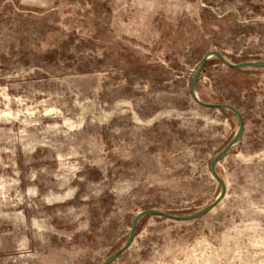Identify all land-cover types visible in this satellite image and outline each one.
Masks as SVG:
<instances>
[{"label": "rangeland", "instance_id": "rangeland-1", "mask_svg": "<svg viewBox=\"0 0 264 264\" xmlns=\"http://www.w3.org/2000/svg\"><path fill=\"white\" fill-rule=\"evenodd\" d=\"M0 264H264V0H0Z\"/></svg>", "mask_w": 264, "mask_h": 264}, {"label": "water", "instance_id": "water-1", "mask_svg": "<svg viewBox=\"0 0 264 264\" xmlns=\"http://www.w3.org/2000/svg\"><path fill=\"white\" fill-rule=\"evenodd\" d=\"M206 61H207V58L204 59L202 65H201V67H200V72L203 70ZM228 66L231 67V68L239 69V67L230 66V65H228ZM198 75H199V74H198ZM197 79H198V78L196 77V78L194 79V81H193V84H192V91H193V92H194V90H195V85H196ZM223 106H224V105H223ZM232 110H233V112L238 116V118H239V120H240V122H241V116H240V114H239L235 109L232 108ZM241 126H242V122H241Z\"/></svg>", "mask_w": 264, "mask_h": 264}, {"label": "trees", "instance_id": "trees-1", "mask_svg": "<svg viewBox=\"0 0 264 264\" xmlns=\"http://www.w3.org/2000/svg\"><path fill=\"white\" fill-rule=\"evenodd\" d=\"M246 60H247V58H245V57L242 59V61H246ZM206 63H207V61H206ZM206 63H205V65H206ZM228 70L230 72H232V74H234V75L242 73L241 70H238V69H235V68H231V67H229Z\"/></svg>", "mask_w": 264, "mask_h": 264}]
</instances>
